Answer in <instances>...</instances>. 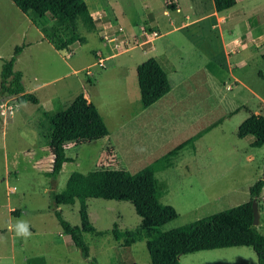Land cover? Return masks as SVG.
<instances>
[{
    "label": "rangeland",
    "instance_id": "rangeland-1",
    "mask_svg": "<svg viewBox=\"0 0 264 264\" xmlns=\"http://www.w3.org/2000/svg\"><path fill=\"white\" fill-rule=\"evenodd\" d=\"M168 1L70 0L65 15L50 16L44 38L12 0H0V82L4 61L23 44L15 70L25 86L52 81L36 92L43 105L0 96V264L27 257L149 264L148 239L248 201L250 186L264 179V145L238 134L250 114L264 115V0H237L224 11L213 0H177V10ZM150 57L162 63L171 90L145 107L137 67ZM80 94L96 104L109 134L68 142L70 159L54 176L51 116ZM147 166L177 218L142 227L130 201L88 197L95 229L83 231L84 257L61 227L52 192L76 171ZM260 203L264 234V189ZM79 207L76 199L59 209L81 226ZM181 263L259 264L250 246L186 253Z\"/></svg>",
    "mask_w": 264,
    "mask_h": 264
},
{
    "label": "trees",
    "instance_id": "trees-1",
    "mask_svg": "<svg viewBox=\"0 0 264 264\" xmlns=\"http://www.w3.org/2000/svg\"><path fill=\"white\" fill-rule=\"evenodd\" d=\"M34 23L46 31L50 16L62 17L67 12L70 0H12ZM217 11L233 7L237 0H213ZM167 8L178 9L177 0H169ZM25 45L15 49L14 55L4 61L0 96L16 97L18 102L38 103L39 98L33 92H27L21 71L15 70L18 56ZM138 85L142 104L150 106L171 90L167 72L160 62L150 57L137 67ZM109 134V129L96 104L85 95L74 98L70 105L51 116L50 145L53 151L51 174L56 176L63 164L70 158L65 146L71 141L99 139ZM240 137L252 135L253 146L264 145V115L252 113L239 126ZM264 189V179L250 186V199L236 206L199 218L187 224L166 230L156 239H148L146 246L150 254L149 264H182V254L215 248L250 246L264 264V234L254 225L253 200L256 198L259 209L262 207L260 196ZM55 214L62 229L73 240L84 257L90 256L83 231L95 229L88 212V197H102L130 201L141 217L142 227L162 226L177 218L178 212L171 204L161 201L158 190V178L155 169L147 166L135 173L124 168H98L82 173L73 172L61 192H52ZM79 199L81 226L72 225L66 220L59 206L74 203ZM90 264H99L91 260Z\"/></svg>",
    "mask_w": 264,
    "mask_h": 264
},
{
    "label": "crops",
    "instance_id": "crops-1",
    "mask_svg": "<svg viewBox=\"0 0 264 264\" xmlns=\"http://www.w3.org/2000/svg\"><path fill=\"white\" fill-rule=\"evenodd\" d=\"M28 18V20H29V24H30V26H33V27H35V28H37V30H38V32H39V34L42 36V37H48V35L45 33V31H43V30H41V28H39L35 23H34V21L31 19V17L30 16H28L27 17ZM58 49V48H57ZM68 55H70V52L68 53ZM170 62V61H169ZM160 64H162V63H160ZM76 70L77 69H75L74 70V72H76ZM50 84H52V81H46V82H43L42 84H37V85H34V86H32V87H30V88H28L27 86H25L26 87V90H27V92H33V93H35L36 94V92H38L39 90H41V88L42 87H44L45 85H50ZM37 95V94H36ZM51 95V94H50ZM38 96V95H37ZM38 98H39V102H38V104L39 103H41V105H43L44 103H49L48 102V100H46L47 98H42L41 96H38ZM11 99L13 100H17L16 99V97H11ZM9 100L10 99H8L7 101H6V103H7V106H8V102H9ZM50 101V100H49ZM35 104H37V103H35ZM14 107V106H13ZM50 108H47V110H49ZM13 112V109H12V111H11V113ZM47 112H50V111H47ZM12 189H14V187L12 188ZM11 189V190H12ZM14 247L15 246H17L16 244H14L13 245ZM234 247V246H233ZM224 248H226V247H224ZM13 258V257H12ZM30 259V257H27V258H25L24 259V263L25 264H33V261L32 262H30L31 260H29ZM180 260H181V257H180Z\"/></svg>",
    "mask_w": 264,
    "mask_h": 264
},
{
    "label": "water",
    "instance_id": "water-1",
    "mask_svg": "<svg viewBox=\"0 0 264 264\" xmlns=\"http://www.w3.org/2000/svg\"><path fill=\"white\" fill-rule=\"evenodd\" d=\"M253 212H254V225L258 226L260 224V210L258 206L257 199L253 200Z\"/></svg>",
    "mask_w": 264,
    "mask_h": 264
},
{
    "label": "built area",
    "instance_id": "built-area-1",
    "mask_svg": "<svg viewBox=\"0 0 264 264\" xmlns=\"http://www.w3.org/2000/svg\"><path fill=\"white\" fill-rule=\"evenodd\" d=\"M100 60V59H99ZM102 60V59H101ZM100 62H102V61H100Z\"/></svg>",
    "mask_w": 264,
    "mask_h": 264
}]
</instances>
